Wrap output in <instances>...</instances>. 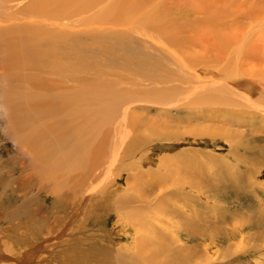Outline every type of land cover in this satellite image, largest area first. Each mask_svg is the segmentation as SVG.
<instances>
[{
    "label": "rangeland",
    "instance_id": "rangeland-1",
    "mask_svg": "<svg viewBox=\"0 0 264 264\" xmlns=\"http://www.w3.org/2000/svg\"><path fill=\"white\" fill-rule=\"evenodd\" d=\"M13 9L0 0L2 22ZM132 10L109 47L115 61L98 46L91 55L149 81L115 87L81 73L83 107L93 83L125 91L96 167L42 175L1 113L0 264H264V0H135ZM161 14V29L144 27ZM67 23L81 37L83 25Z\"/></svg>",
    "mask_w": 264,
    "mask_h": 264
},
{
    "label": "bare ground",
    "instance_id": "bare-ground-1",
    "mask_svg": "<svg viewBox=\"0 0 264 264\" xmlns=\"http://www.w3.org/2000/svg\"><path fill=\"white\" fill-rule=\"evenodd\" d=\"M2 1L3 5L15 6L8 18L19 15L8 25V18L2 22L0 17L3 27L0 36L7 39L0 50V77L9 81V85L0 91V117H3L1 113L7 116L10 132L13 133V129L15 140L20 138L22 142L15 144L17 152L23 148L31 154L33 150L42 175L51 178H55V172L70 175L90 167L93 169L98 162L92 160L101 158L111 140L109 133H103V130L116 122V108L125 91L112 92L107 90L109 84L93 83L88 92L94 99L86 101L87 105L83 107L81 73L88 70L93 75L96 71L97 76H113L115 87L122 84L132 87L148 80H145L146 72L136 76L126 65L106 67L98 62L104 57L91 55L92 47L98 46L99 50L103 48L101 54L105 57L112 60L116 57L109 47L113 40L118 41V35H125L126 27L135 19L132 10L135 0H28L25 4L26 0ZM158 16L147 15L142 21L144 27L150 28L152 21L159 22L158 19L163 21L164 15ZM108 21L114 24L103 26ZM64 22L82 24L81 29L74 28L81 37L63 31L68 26L63 29ZM157 27L161 29V25ZM104 28L112 32L106 33ZM160 31L169 43H174L163 30ZM116 40L114 42L119 44ZM120 56L123 54L119 55V61L122 58L123 63L127 60L128 66L134 64L132 59ZM92 58L98 63L97 68L90 67ZM102 61L109 64L105 58ZM125 66L129 69L125 70ZM75 73L78 75L74 76ZM154 79L151 80L164 84ZM70 83L74 85L70 86Z\"/></svg>",
    "mask_w": 264,
    "mask_h": 264
}]
</instances>
